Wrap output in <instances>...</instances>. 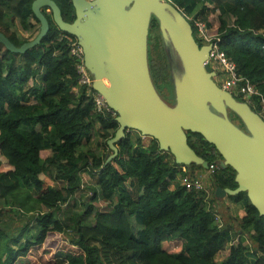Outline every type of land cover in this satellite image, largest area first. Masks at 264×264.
<instances>
[{"label":"trees","instance_id":"16d2710c","mask_svg":"<svg viewBox=\"0 0 264 264\" xmlns=\"http://www.w3.org/2000/svg\"><path fill=\"white\" fill-rule=\"evenodd\" d=\"M33 1L0 0V33L17 48L39 31ZM52 1L64 22L72 23L71 1ZM165 1L192 18L194 35L196 22H207V5L218 12V48L235 64L237 74L254 86L256 95L249 107L259 115L264 102V0ZM45 11L49 30L38 46L13 54L0 44V201L33 211L14 236L0 226V264H44L41 257L48 240L54 234L65 237L68 229L66 241L72 248L55 255L54 264H264V217L245 192L215 197L216 189L237 188L236 173L219 166L220 155L200 135L187 133V143L207 163L206 169L175 164L156 141L149 139L145 145L136 132L126 134L117 144V155L108 162L93 151L78 152L97 136L100 152L112 153L106 143L118 125L109 113L95 112L92 97L83 88L76 89L75 61L67 51L69 39L75 38L60 32ZM147 39L153 86L172 105L169 71L165 69L161 77L151 71L152 58L160 60L165 55L153 16ZM195 40L204 45L196 36ZM233 96L246 102L240 95ZM228 118L245 131L237 115L228 111ZM47 151L49 155L42 158ZM214 165L209 175L214 200L242 207L237 234L217 223L208 209L206 191L186 189L179 183L187 171H209ZM82 172L94 180L92 196L83 211L63 220L60 207L79 192ZM47 174H53L59 184L40 178ZM22 187L35 191V196ZM98 200L104 208L92 205ZM245 238L256 248L244 245ZM234 239L236 245L231 244ZM221 252L226 256L217 262Z\"/></svg>","mask_w":264,"mask_h":264},{"label":"water","instance_id":"95a60500","mask_svg":"<svg viewBox=\"0 0 264 264\" xmlns=\"http://www.w3.org/2000/svg\"><path fill=\"white\" fill-rule=\"evenodd\" d=\"M70 1L75 15L72 23L64 22L54 1L34 0L32 13L40 23L37 35L17 48L0 33V44L13 54L38 46L49 30L46 9L57 29L76 39L93 77L92 89L117 115L118 128L106 143L112 151L107 162L117 155V144L126 134L136 132L156 141L175 164L206 169L207 163L187 143V133L200 135L220 155L219 166L236 173L237 188L216 189L215 196L245 192L264 217V119L216 85L214 73L204 65L211 46L198 45L179 9L165 0ZM152 16L182 70L174 78L172 105L160 98L149 74L147 38ZM228 111L239 117L245 131L229 120Z\"/></svg>","mask_w":264,"mask_h":264},{"label":"rangeland","instance_id":"374dc122","mask_svg":"<svg viewBox=\"0 0 264 264\" xmlns=\"http://www.w3.org/2000/svg\"><path fill=\"white\" fill-rule=\"evenodd\" d=\"M199 7V6H198ZM207 8L209 9L207 11V22L203 23L206 28V33L208 36L213 37L216 34V30L218 28V20H217V11H213V7L211 5H207ZM196 8L194 9V11ZM193 11V12H194ZM48 15H50V12L45 11ZM182 13V12H181ZM186 19L191 20L192 18L188 15H185L182 13ZM194 35V34H193ZM198 38V33L196 31V34L194 35V38ZM164 52L165 55H162V58L160 60H156L157 57L154 56L152 58V64L151 67L152 74L154 73L157 76L161 77V72H164V70L169 71V77L168 80L171 81V85L174 89V78L178 79V75L181 73L180 64L178 60L174 57V54L172 51H169L165 44H164ZM167 63L169 66H167ZM151 65V63H150ZM149 68V67H148ZM28 85H31V82H28ZM260 116L264 119V116L260 114ZM134 134V133H133ZM135 138V136H134ZM144 138V139H143ZM141 141H143V144H148L149 138L141 137ZM98 137H94L93 141L90 144H87L85 147H80L78 152L81 151H93L95 154H101L104 157L106 156L109 158L112 153H107L106 151L100 152L99 147L97 146ZM137 151V148H135ZM50 152H43L42 158H46L49 155ZM183 172V171H182ZM210 171L207 170H199V169H192L181 175L180 177V185L184 183V181H189L191 179H200L202 182V185L204 186V189L207 194V200H208V209L211 210L212 213L216 216V221L221 227L228 228L229 231L232 234H237L239 232L238 228V221L241 216H243V210L242 207L238 204H234L230 201H224V202H218L214 200L213 198V189L210 185L209 180V173ZM53 174L50 175H41L40 178L44 181H47L48 183L52 185H58L59 183H55L52 179ZM79 186L80 190L79 192L70 199L67 204L61 205V213L60 217L63 220L68 219L72 214L79 213L85 209V205L89 203V198L92 196V188L94 187V180L89 177V175L86 172H82L79 174ZM22 189L27 190L29 192V195L31 197L35 196V191L29 190L28 188L22 187ZM23 197V195H21ZM216 197V196H215ZM29 205H32V202H29ZM94 207L98 209H102L105 207V204L102 202L96 201L92 204ZM70 211V212H68ZM33 215L32 212H27L26 209H21L18 206H12L11 204H7L4 201H0V226L6 230V232L9 235H16L21 227H23L28 222V217ZM68 233L64 236L54 234L53 238H50L46 245L45 254H42V259L44 264H54L56 261L55 255L58 253H62L67 251L68 249L72 248L70 247L66 241V239L69 238V233L71 232L70 229H68ZM237 239V238H236ZM234 239L232 241V245L237 244V240ZM248 239V238H247ZM245 238L244 245L250 246V248L255 249V245L251 243V241ZM226 256L225 252H221L216 256V261H221ZM41 259V262H42Z\"/></svg>","mask_w":264,"mask_h":264},{"label":"built area","instance_id":"2783aa9c","mask_svg":"<svg viewBox=\"0 0 264 264\" xmlns=\"http://www.w3.org/2000/svg\"><path fill=\"white\" fill-rule=\"evenodd\" d=\"M89 2L95 0H87ZM196 31L198 33V39L201 40L204 45H210L211 49L207 59L204 61V65L208 66L210 71L214 73V82L221 89L229 92L232 95H240L249 105L253 104L250 100L253 95H256V91L254 86H252L248 81H244L238 74L236 66L233 62L227 60L224 54L218 48L219 39L217 35L210 37L206 33L205 25L201 22H196ZM68 54L75 61V71L78 76L77 87L83 88L87 95L92 97L93 106L95 112L98 113H109L111 116L116 117V113L113 112L106 104L104 98L96 93L92 89L93 77L86 69L84 65V57L82 48L78 45L76 39H69V43L67 46ZM74 89L76 92L77 90ZM262 109L261 113L264 116V102L261 103ZM259 114V115H260ZM216 165L210 168V174L214 172ZM183 170V168H182ZM184 171V170H183ZM186 189H194V190H203L204 186L200 179H191L189 181H184L182 184Z\"/></svg>","mask_w":264,"mask_h":264},{"label":"flooded vegetation","instance_id":"af4514ba","mask_svg":"<svg viewBox=\"0 0 264 264\" xmlns=\"http://www.w3.org/2000/svg\"><path fill=\"white\" fill-rule=\"evenodd\" d=\"M45 11V10H44ZM148 65L150 66L149 60H148ZM149 72H150V68H149Z\"/></svg>","mask_w":264,"mask_h":264},{"label":"crops","instance_id":"0c3cea01","mask_svg":"<svg viewBox=\"0 0 264 264\" xmlns=\"http://www.w3.org/2000/svg\"><path fill=\"white\" fill-rule=\"evenodd\" d=\"M220 162V161H219ZM219 164V163H218Z\"/></svg>","mask_w":264,"mask_h":264},{"label":"bare ground","instance_id":"6f19581e","mask_svg":"<svg viewBox=\"0 0 264 264\" xmlns=\"http://www.w3.org/2000/svg\"><path fill=\"white\" fill-rule=\"evenodd\" d=\"M107 84V83H106Z\"/></svg>","mask_w":264,"mask_h":264}]
</instances>
